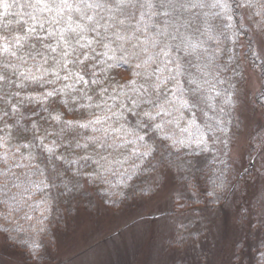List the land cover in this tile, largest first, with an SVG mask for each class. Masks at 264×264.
Here are the masks:
<instances>
[{"label":"rangeland","instance_id":"1","mask_svg":"<svg viewBox=\"0 0 264 264\" xmlns=\"http://www.w3.org/2000/svg\"><path fill=\"white\" fill-rule=\"evenodd\" d=\"M194 7L192 21L189 18L187 23L197 25L200 31L196 34L200 33L203 39L206 29L200 26L209 15H204L203 8ZM263 8L264 0L252 10L241 3L244 34L226 41V51L219 49L222 31L214 40V49L220 51L215 60L221 62L220 72L240 78L229 108L218 101L226 127L213 135L214 144L207 143L208 135L196 122L184 138L169 124L172 119L162 116L165 109H157L151 118L160 117V124L164 123L160 130L164 140L156 155L137 137L113 139L111 149L134 142L132 160L122 168L111 165L99 183L84 172L78 192L68 193L59 205L56 218L60 220L49 222L51 207L39 195L47 189L42 173L17 151L4 149L0 141V264H264ZM111 40L119 41L117 36ZM147 48L143 58L133 60L130 71L120 70H128V82L135 80L138 64L154 65L156 56L150 46ZM165 49L164 46L162 52ZM186 52L187 57L194 56L189 50ZM38 62L36 59L29 65L38 70L43 64ZM160 63L161 83L167 81L171 68L173 73H180L177 69L182 63L173 55L164 56ZM22 65L13 64L15 68ZM35 70L30 69L28 74ZM111 78L107 86L120 84L116 71ZM174 103L186 107L180 89L175 92ZM229 112L235 116L231 124ZM178 115L175 109L173 118ZM88 124L93 127L88 143L105 139L107 133L94 119L80 121L79 125ZM169 154L173 156L168 157ZM149 155L162 161L153 171L139 176L140 160ZM100 161L95 163L101 166ZM209 161L211 173L227 180L225 191L224 180L215 188L218 195L223 192L221 200L206 194L204 166ZM219 162L227 169H219ZM136 175L139 177L135 181L143 180L149 192L119 189ZM73 178L66 175V179Z\"/></svg>","mask_w":264,"mask_h":264},{"label":"trees","instance_id":"2","mask_svg":"<svg viewBox=\"0 0 264 264\" xmlns=\"http://www.w3.org/2000/svg\"><path fill=\"white\" fill-rule=\"evenodd\" d=\"M8 2L13 5L9 9V15H2L3 8L0 7V38H3L0 39V44L5 40L14 43L13 38L24 35V29L31 24L30 20L23 25L17 21L28 19L24 14L32 11L27 5L34 0ZM131 2L136 7L124 8L121 12L96 10L92 22L79 21L76 14L72 13L73 27L75 22H80L86 23L88 28H96L95 21H99L101 26L96 31L86 30L80 35L66 32L70 49H66L63 42L58 43L60 29L67 28L65 17L59 25L46 27V31L55 30V36L46 40L29 38L27 42H22L23 47L13 48L17 52L16 57L0 55V76L4 77L0 80V141L4 149L17 151L23 160L42 173L47 189L39 192V195L51 207L49 222L57 219L58 208L64 203V196L78 192L77 188L82 185L80 176L84 172H89L99 183L111 165L122 168L132 160L134 142L111 149L113 139L137 137L156 155V151L161 148L160 142L164 140L160 134L164 123L160 124V117L151 118L157 109H165L162 116L171 118L169 124L184 138L188 137L190 128L196 122L195 125L206 133L204 135H208L205 137L207 143L214 144L213 135L221 133L226 127L222 123L224 113L218 101L229 108L236 92L235 84L240 78L237 74L235 78H231L220 72L221 62L215 61L220 51L214 49V40L218 31H222L223 42L219 49L226 51V41L232 37H240L246 31L239 5L245 2V6L252 10L262 0ZM193 5L203 8L201 10L205 16L209 15L206 16L208 20H204V24L200 26V29H206L203 39L199 37L200 33L196 34L200 31L198 26H192V22L187 23L189 18L192 21ZM261 12H264V8ZM87 14L92 15V10H88ZM121 20L124 22L120 23ZM38 34L46 33L38 29ZM239 34L241 35L238 36ZM115 36L118 37V42H112L111 39ZM132 43L134 46H130ZM147 46L152 48L156 56L154 65L150 68L138 64L135 75L131 73L135 80L128 82V74H125L128 70H120L123 68L130 71L134 66L133 60L147 54ZM164 46L167 56L173 55L181 61L182 66L180 70L177 69L179 74L173 73L171 68L167 72V81L161 83L159 75L163 66L160 62L165 56L162 52ZM52 47L56 48L55 52L51 51ZM188 50L194 56L187 57ZM65 51H69L67 57L63 56ZM36 59L43 63L38 70L29 65ZM66 60L69 61L67 65ZM14 62H21L23 65L15 68ZM170 64L174 65L171 61ZM30 69L35 70V73L29 75ZM115 71L120 84L112 82L113 87L110 88L107 85L111 83ZM77 74L84 79L77 82ZM177 89H180L186 107L175 105ZM49 92L54 95L45 99L38 97L39 94L47 95ZM175 109L179 113L176 119L173 118ZM228 114V122L231 124V119L235 120V116L231 112ZM93 119L96 123L99 121L101 131L107 135L105 139L88 143L93 127L91 124L86 127L79 124L80 121L83 123ZM98 160H101V166L95 163ZM161 161H155L151 155L142 158L138 175L153 171ZM219 165V169H227L223 162H219ZM204 168L206 194L213 200H221L223 192L218 195L215 188L220 186L219 182L224 177L211 173L210 161ZM59 173L60 176H57ZM71 174L75 175L74 178ZM66 175L73 179H66ZM138 175L132 177L129 184L120 185L119 189L124 188L127 192L129 188L135 192L140 188L144 193L149 192L150 189L143 186V180L135 181ZM226 181L222 185L224 191ZM43 239L44 236L39 242Z\"/></svg>","mask_w":264,"mask_h":264},{"label":"snow or ice","instance_id":"3","mask_svg":"<svg viewBox=\"0 0 264 264\" xmlns=\"http://www.w3.org/2000/svg\"><path fill=\"white\" fill-rule=\"evenodd\" d=\"M195 6V5H193ZM0 7L3 8L2 15H9V9L13 7L8 0H0ZM27 7L31 8L32 11L24 15L27 16V20L17 21L18 24H27L28 20L31 21V24L24 29V35L14 37V43H9L7 40L3 44H0V55H11L16 57L17 52L13 48L23 47L22 42H27L29 38H35L36 40H46L49 37L55 36L56 31H46V27H51L52 25H59L61 20H64L67 17V28H61L59 31V42H63L66 49H70L71 45L69 43V37L65 34L66 32L76 33L80 35L87 31H96V28L100 27V22L95 21L96 28H88L86 23L75 22V27H73V16L72 13H75L79 18V21H88L92 22L94 16L96 15V10H107L109 12H121L124 8L132 7L135 8L136 5L131 2V0H34L33 3H29ZM183 7V6H182ZM92 10L93 14L88 15L87 11ZM47 14V15H42ZM103 20L104 17H101ZM124 21L121 20L120 23ZM38 29L40 32L46 33L45 35H39ZM83 36L81 35V39ZM3 39V38H0ZM79 43V41H77ZM45 47H50L45 45ZM83 47V45H81ZM52 52L56 51L55 47L51 48ZM69 55V51L63 53L64 57ZM164 55L167 56L168 53L164 52ZM22 59V57H18ZM87 59V57H85ZM69 61H65L67 65ZM82 63V61H81ZM7 67V66H5ZM78 75V81L83 80V76ZM4 79L3 76H0V80ZM36 79V77H33ZM67 79V77H65ZM87 83V81H85ZM53 92L47 93V96H53ZM99 121H97L98 123ZM87 125H81V127H86Z\"/></svg>","mask_w":264,"mask_h":264}]
</instances>
